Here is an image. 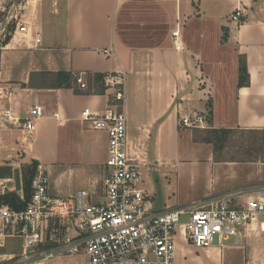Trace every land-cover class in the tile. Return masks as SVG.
<instances>
[{
  "label": "crops",
  "instance_id": "obj_1",
  "mask_svg": "<svg viewBox=\"0 0 264 264\" xmlns=\"http://www.w3.org/2000/svg\"><path fill=\"white\" fill-rule=\"evenodd\" d=\"M12 1L0 0L1 13L8 11L0 20V196L15 193L22 199V170L33 160L45 172L50 196L84 191L93 204L104 197L107 134L92 130L81 115L104 112L112 91L75 95L69 89L29 88L30 75L40 72L124 74L127 142L140 159V188L152 212L223 196L242 205L255 197L249 189L264 187V163L216 160L212 145L194 143L193 128L179 125L193 115L206 118L210 101L208 129H264V0H64L63 12L49 9L48 15L44 0H22L20 12L10 17L17 9ZM235 10L241 11L239 24L230 21ZM12 20L16 26L2 44ZM178 29L180 51L171 37ZM239 57L249 75L242 88ZM33 105L43 112L34 140L26 144L21 126L9 122L5 111L22 123ZM183 140L192 146L182 147ZM151 164L176 180L184 169L186 197L171 201L164 194L156 201L148 181ZM52 224L40 223L39 250L56 246ZM22 227L0 218V264L23 254ZM83 262V254H62L39 264ZM174 264H264V213L240 236L201 250L179 229Z\"/></svg>",
  "mask_w": 264,
  "mask_h": 264
},
{
  "label": "built area",
  "instance_id": "obj_2",
  "mask_svg": "<svg viewBox=\"0 0 264 264\" xmlns=\"http://www.w3.org/2000/svg\"><path fill=\"white\" fill-rule=\"evenodd\" d=\"M240 17L241 11L235 10L230 21L239 24ZM18 30L26 32L24 26ZM171 37L175 50H182L179 29L172 32ZM76 82L80 89H85L82 78ZM104 84L106 92L112 91L108 108L100 114L85 110L81 115L82 122L89 123L92 130L107 134L103 200L89 203L84 191L67 198L50 196L45 172L37 166L26 210L14 212L7 207L0 210V218L6 223L23 224V254L9 264H39L62 254H83V264H174L179 229L191 247L201 250L211 247L215 240L222 243L240 236L264 213V187L249 189L248 193L255 197L242 205H233L230 196H223L152 212L147 206L149 198L140 188V159L131 153L127 142V118L122 110L125 97L121 89L124 74H108ZM42 112L41 106L33 105L22 123L9 117L8 110L5 115L9 122L21 126L23 143L29 144L34 140L36 122ZM54 117L58 120L57 115ZM179 125L205 129L207 119L193 115L182 118ZM41 222L58 224L65 230L62 239L54 241L56 246L46 251L38 249L44 241Z\"/></svg>",
  "mask_w": 264,
  "mask_h": 264
},
{
  "label": "trees",
  "instance_id": "obj_3",
  "mask_svg": "<svg viewBox=\"0 0 264 264\" xmlns=\"http://www.w3.org/2000/svg\"><path fill=\"white\" fill-rule=\"evenodd\" d=\"M10 40V37H5L2 44H6ZM227 40V32L222 28L221 42L225 43ZM80 75H84L85 89H80L77 84V79ZM107 74L101 73H84L75 74L70 72H40L32 73L29 78L28 86L31 89H69L75 95H104L106 87L104 79ZM249 84V75L247 72L246 61L243 57L238 58V88L246 87ZM208 107V123L211 122V105L210 101L207 104ZM238 132H246L251 136L249 141L242 147V154L245 158L240 160H230L231 162H257L259 155L263 157L260 161L264 163V129L263 130H215V129H204L203 137H199L197 130H193V142L210 144L213 147V152H217V149H221L225 142L229 141L230 137ZM260 136V137H257ZM252 138V140H251ZM38 164L36 161L30 160L29 164L26 165L22 170V199L15 193H5L0 196V206H6L14 212H20L26 210L28 204L31 201L32 192V180L36 172ZM43 250L49 249L43 247Z\"/></svg>",
  "mask_w": 264,
  "mask_h": 264
},
{
  "label": "rangeland",
  "instance_id": "obj_4",
  "mask_svg": "<svg viewBox=\"0 0 264 264\" xmlns=\"http://www.w3.org/2000/svg\"><path fill=\"white\" fill-rule=\"evenodd\" d=\"M64 0H44V5H45V9L48 10L46 13L47 15L49 14V9L51 10H58V13L63 12V8H64ZM12 3L16 5L15 8H17L16 10H12V13L9 14L10 17H12V15H17V13L20 12V9H18L19 7L17 6L18 4L22 3V0H14V2L12 1ZM56 3V4H55ZM55 4V5H54ZM9 7V6H8ZM7 12L1 13L0 11V20L2 19V15H7ZM16 24L15 21L12 20L10 22V24L7 26V29L5 30V36L3 38V40L5 39V37H10L11 32L13 31V29L15 28ZM54 28V27H52ZM50 31L47 30L46 34L49 35ZM80 78H82V80L84 81V75H80ZM206 118H208V113L206 115ZM182 130V127H180ZM208 129V126L207 128ZM192 130H195V128H193ZM197 133L199 137H203L204 133L203 130L204 129H197ZM251 136H249V134H247L246 132L241 133L238 132L234 135H232L229 139V141L225 142L224 146L221 149H217V152H215V159L216 160H240L242 158H245V156L242 154V147H244V144L247 143L249 141V138ZM260 137V136H257ZM252 140V138H251ZM181 146L184 148H188V146H192L190 143H188L186 140H183L181 142ZM257 157V162H261L260 160L263 158L259 155H255ZM154 170V171H153ZM165 170H162L161 168L159 169V167H157L156 165L151 164L150 169H149V177H148V181L149 183L152 184V186L155 188L156 190V201H161L163 199V195L164 194H168L170 197V200L173 201L174 198H184L186 197L185 195V189L187 188L184 184L187 182L185 180L184 174H186L187 172H185L184 169L181 168V170L179 171V175H178V180H176L177 175L175 177V174H171L167 173ZM166 177V178H165ZM181 178V179H180ZM173 194V195H172ZM180 196V197H179ZM191 205V204H190ZM185 206H188L185 205ZM186 218H182V221H185ZM50 223H48L49 225ZM50 228V233H55L56 234V240H61L65 230L60 229V226L58 224H52V226H49ZM214 244H217V240L214 241ZM35 251H39V250H35ZM55 257H53L52 259H49L45 262H52L54 260Z\"/></svg>",
  "mask_w": 264,
  "mask_h": 264
}]
</instances>
